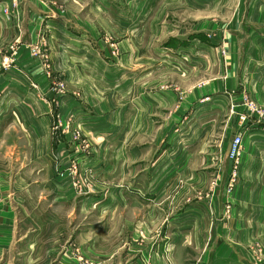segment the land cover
<instances>
[{"label":"rangeland","instance_id":"obj_1","mask_svg":"<svg viewBox=\"0 0 264 264\" xmlns=\"http://www.w3.org/2000/svg\"><path fill=\"white\" fill-rule=\"evenodd\" d=\"M107 3L0 0V122L8 131L14 126L20 142L33 147L32 157L40 153L32 142L51 135L61 148L35 157L31 168L45 173L41 167L49 163V182L69 187L64 200L43 192L47 207L34 203L27 213L17 207L13 234H0V264H217L229 242L257 262L254 255L262 256L264 247L259 236L244 241L248 233L217 223L215 210L225 204L230 214L245 183L264 185V165L249 162L244 140L251 130L244 129L246 121L264 120V97L245 80L264 76L248 74L264 58V0H133L131 8L140 3L147 11L141 32L116 25ZM22 8L30 11L26 18ZM42 15L50 22L35 31ZM69 15L90 40L82 36L77 43L57 31ZM200 30L203 39L222 44L210 52L192 47ZM176 35L190 49L165 50ZM240 41L246 43L237 52L241 69L246 63L247 78L240 74L238 81L243 95L223 106L219 125L202 144L206 174L197 177L207 162L199 153L201 125L192 129L191 118L177 111L186 100L201 101L207 85L227 81L232 46ZM88 57L96 66H88ZM200 116L197 122L207 120ZM233 126L243 145L238 156L229 151L224 164L216 152L226 147ZM223 233L240 238L225 242Z\"/></svg>","mask_w":264,"mask_h":264},{"label":"crops","instance_id":"obj_2","mask_svg":"<svg viewBox=\"0 0 264 264\" xmlns=\"http://www.w3.org/2000/svg\"><path fill=\"white\" fill-rule=\"evenodd\" d=\"M104 2H107V0H103ZM110 1V0H109ZM133 0H111V3H107L108 11L109 13H115V24L118 25L120 28L126 30V31H136V32H141L140 26L143 25L145 22V16L147 15V11L144 9V6L138 3L136 5V9L130 7L129 2H132ZM121 3L120 9H117L113 6L115 3ZM138 2V0H136ZM96 7V8H95ZM94 9H98L97 6H95ZM113 7V8H112ZM264 9V5L262 6ZM38 8V7H37ZM140 9V10H139ZM44 11V9H41ZM45 12H47L45 10ZM22 13L24 14L25 18L29 15L30 11L25 10L22 8ZM135 16V18H134ZM69 18V20H68ZM66 19L64 17L63 23L61 24L60 28L59 26H56L58 29L57 31L63 32L62 34H65L66 37L69 38H76L74 40L77 41V43L81 42V37H85L89 39V32H87L86 28L84 26H81V22L74 21V19H70L71 15L68 16ZM132 18V19H130ZM50 22L48 18H46L44 15L40 16L39 23L35 26V31L37 29H40V27H44L46 23ZM70 25H68L67 24ZM69 26V27H67ZM158 29H161L159 26ZM76 31V32H75ZM87 33V35H83ZM196 34H199L196 36V38L191 41V46L192 47H198L200 49H205L208 52H210L209 49H216V46L221 45L222 43H216L208 39H203L202 36H206L202 30L198 31ZM91 35V34H90ZM38 34L36 33L34 35L33 40L38 38ZM179 35L174 36L175 39H172V42L168 44H164L165 50L169 51H175L179 49H190L189 45L182 44L176 41V37ZM191 36V35H190ZM199 38V39H198ZM203 39V40H202ZM236 39V37H235ZM223 46L226 45L225 42H223ZM217 44V45H216ZM191 47V48H192ZM221 47V46H220ZM219 47V48H220ZM234 49V56L232 57V68L231 70L228 71V76L230 77H225L227 78V81L223 80L222 83H219L220 85L218 86H213L214 84H210L211 86H206V90L202 93V99L201 101L197 102L194 101L193 99L190 101L186 100V105L182 107L180 110H178V113H181L183 117L189 116V119L191 118V128L193 129L194 125H201L202 129V135H201V147L199 150V153L202 157V163L203 159L207 160L206 166L204 169H201V172H198L197 177H204L206 174V169L208 166V161L209 159L207 156H203L205 152L201 151L202 149V144L208 143L210 140L209 138V133L214 131L216 128L215 126L219 125L215 124L217 122L221 121L222 115L225 113L223 110V106L226 105L231 101V97L238 96L240 99L243 95V84L242 86H239V78L240 74L241 76H247L246 74V63L244 64L243 69L240 66V64L237 62L239 59V56L237 54L238 50L242 48H246V43H243L242 41L238 42V46H232ZM208 55V54H207ZM84 59H87L86 57H83ZM82 59V57H79V61ZM249 59L253 62L254 65H256L255 60H253V56L249 57ZM89 62H86L88 66H96L97 61L92 60L91 58L88 57ZM204 58H200V61H203ZM262 62L258 63V66L256 65V70H253L254 73H248V74H257L258 72L261 73V71H264V58L260 59ZM75 61L76 58H75ZM104 61V60H102ZM105 62V61H104ZM202 63V62H201ZM93 69V68H91ZM95 69V68H94ZM231 71V72H230ZM263 77V78H262ZM258 77L254 79L253 81L250 80V77H246L245 79L247 82H250V87L253 86V90H250L251 92L255 91L256 97L260 95L264 97V76ZM231 79V83L228 81ZM253 94V93H252ZM205 98H209L207 100H204ZM236 114H240L236 113ZM199 115L200 119L202 117L206 118V121H201L197 122L199 120ZM198 116V117H197ZM195 120V121H194ZM262 122H259L258 118H256L253 122L251 121H246L245 127L250 128L251 130H248L247 132L244 133V140L246 144V150L248 151V160L251 163L252 160L254 159L255 161H260L264 165V120H261ZM237 125H234L237 127L240 123V120L237 119L236 121ZM12 131H8V128H5V124L0 122V234L1 233H8L7 237L9 235L11 236L13 234V229L16 224V218L18 217V213L16 212L17 207H20L27 213V210H31L34 207V203L39 206V202L41 203L42 206L47 207L49 206L50 202H44L42 200V194L43 192H51L53 191L54 193H60L62 196H57L60 199H63L67 197V190L65 187V182L62 180V184L65 188H61L59 184H54L49 182V166L48 164L46 166L41 167L45 173H40V172H35L31 168L32 161L35 157L39 158L45 153H49V151L52 150H57L60 149L61 147L57 145L58 142L55 141V139L51 136L48 135L47 138L44 141H40V143L36 144L32 142L33 145H37L40 148V153L35 154L34 157L30 155V150L28 149L30 144L27 142H20L22 136H18L17 132L14 134V126L11 125ZM216 126V127H217ZM234 126L232 129H230L228 137H227V142H226V147L222 148L220 151H218V147L216 146V153L217 155L220 154L221 157V162L226 164L229 160L228 154H229V149L230 146L232 145L233 142V134H236V130H234ZM8 131V132H7ZM11 132V133H10ZM14 134V135H13ZM199 134H201L199 132ZM240 135V134H239ZM62 140L61 141H66L65 136H61ZM209 140V141H208ZM214 142L216 141L215 139L213 140ZM59 144V143H58ZM24 145V146H23ZM31 147V146H30ZM65 147V146H64ZM33 148V147H31ZM25 151V152H24ZM43 151V152H42ZM211 151H214L212 149ZM42 152V153H41ZM263 152V155H262ZM212 153H210L211 155ZM209 155V156H210ZM47 156V155H46ZM260 157V159H257ZM45 159H41V161H44ZM213 164V163H212ZM221 165V168L223 165ZM219 163H217L218 166ZM262 165V166H263ZM214 166V167H215ZM224 169V168H223ZM33 170V171H32ZM226 170V168L224 169ZM227 171V170H226ZM230 170L228 169L227 172ZM40 174V175H38ZM40 176V178H39ZM262 180H264V167H263V176L261 177ZM59 181V180H58ZM54 185L57 187L56 190L51 189L50 186ZM225 185V184H224ZM222 185V187H224ZM51 190V191H50ZM236 191V190H235ZM237 199L238 200H233L230 203L231 210L230 214H225L224 210V205L223 211L220 210L221 206H218L215 210V215H217V218L215 216V221L223 226V224L226 225H238L240 227V234L242 233H248L247 236L243 239L244 241L251 239L250 234L255 233L259 236V239L263 242L264 245V185H258V186H252L251 183H245L243 186H241L237 190ZM40 192L41 196L40 199H36V196H33L34 193L37 194ZM154 192V191H153ZM66 195V196H63ZM72 197L75 199L74 195H76V192L74 191L72 194ZM139 195V194H138ZM140 196L133 197L134 201L137 202L138 205H142V200L143 198H139ZM153 198V197H151ZM36 199V200H35ZM226 199V198H225ZM225 202L223 200L222 204ZM86 204H83L85 206ZM112 206V205H110ZM238 212V213H237ZM193 214V212H189ZM222 213V216H220ZM220 216V217H219ZM183 220V219H181ZM184 222H187L186 220H183ZM172 223V221H170ZM175 223V222H174ZM254 224L255 229L252 228V232L250 231V225ZM237 235L236 233L234 234H227V236L223 233L222 236L224 238L228 239H235V238H240V236ZM5 236V235H3ZM0 235V239L3 237ZM227 241V239H226ZM225 241V242H226ZM6 240L3 241L5 243ZM0 243L2 241L0 240ZM224 246L222 249L223 251H220L217 255L216 258L218 260L217 264H264V247L262 253V256L260 254L254 255V257H258V261L255 263H250L248 261V258L244 259L245 257H251L248 256L247 253H242V252H236L237 250L233 246V243L229 242L227 243L228 248ZM225 249H228L227 251L231 252L230 254H226ZM260 261V262H259Z\"/></svg>","mask_w":264,"mask_h":264},{"label":"built area","instance_id":"obj_3","mask_svg":"<svg viewBox=\"0 0 264 264\" xmlns=\"http://www.w3.org/2000/svg\"><path fill=\"white\" fill-rule=\"evenodd\" d=\"M243 145V138L242 136L238 135V136H235L234 137V140L232 142V145H231V150H230V154L232 156H238L239 155V152L241 150V147Z\"/></svg>","mask_w":264,"mask_h":264},{"label":"water","instance_id":"obj_4","mask_svg":"<svg viewBox=\"0 0 264 264\" xmlns=\"http://www.w3.org/2000/svg\"><path fill=\"white\" fill-rule=\"evenodd\" d=\"M231 147V146H230Z\"/></svg>","mask_w":264,"mask_h":264}]
</instances>
